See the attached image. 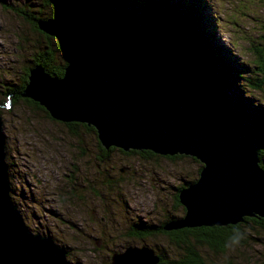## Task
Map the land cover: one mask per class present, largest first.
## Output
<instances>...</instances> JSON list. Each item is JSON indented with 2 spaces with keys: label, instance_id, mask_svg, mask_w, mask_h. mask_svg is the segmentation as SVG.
<instances>
[{
  "label": "rangeland",
  "instance_id": "obj_1",
  "mask_svg": "<svg viewBox=\"0 0 264 264\" xmlns=\"http://www.w3.org/2000/svg\"><path fill=\"white\" fill-rule=\"evenodd\" d=\"M206 1L209 14L213 15H209L213 35L207 37L211 45L207 49L216 50L228 59L233 70L242 72L237 83H230L231 87L227 83L226 94L233 101L239 98L241 110L249 116L259 114L264 111V83L251 87L242 78L254 75L251 47L264 39V0ZM141 2L125 0L119 5L128 9L131 16L137 14L142 24L146 20L142 11L146 8ZM52 13L43 0H0V114L10 197L28 229L49 235L59 243L69 264H103L109 261L110 254L141 244L150 246L152 252L175 255L177 248L166 235L140 237L128 230L138 222L156 225L182 216L183 207L174 203L172 195L178 193L180 184L192 181L184 179L196 178L200 165L197 158L183 154L175 158L148 156L134 148L135 152L124 153L117 147L98 159V136L93 124H87L91 129L78 124L77 134H70L62 122L23 99L10 105L1 103L13 95L6 93L4 84L12 86L21 81L25 69L34 67L35 56L45 48L47 38L38 20L33 22V16L49 19L55 17ZM118 33L112 36L121 40ZM148 40L154 41L147 35L142 43ZM112 44L129 47L119 41ZM58 50L57 60L66 58V52ZM213 101L214 107L223 98ZM229 117L231 113H226ZM255 232L257 237L252 236L240 247L227 248V255L206 246H197L198 252L206 262L229 256L234 264H264V229ZM144 255L156 258L149 253Z\"/></svg>",
  "mask_w": 264,
  "mask_h": 264
},
{
  "label": "water",
  "instance_id": "obj_2",
  "mask_svg": "<svg viewBox=\"0 0 264 264\" xmlns=\"http://www.w3.org/2000/svg\"><path fill=\"white\" fill-rule=\"evenodd\" d=\"M58 3L59 16L39 19L38 26L66 42L73 56L59 77L36 64L21 94L61 121L93 124L104 147L196 157V178L178 191L184 214L163 227L264 216V170L251 142L199 98L171 60L157 52L116 47L79 0ZM2 125L0 114V264H69L65 250L49 235L28 229L10 197ZM124 252L111 254V264L155 259L145 245Z\"/></svg>",
  "mask_w": 264,
  "mask_h": 264
},
{
  "label": "trees",
  "instance_id": "obj_3",
  "mask_svg": "<svg viewBox=\"0 0 264 264\" xmlns=\"http://www.w3.org/2000/svg\"><path fill=\"white\" fill-rule=\"evenodd\" d=\"M58 1L43 0L44 3L49 4L52 8L53 16H59ZM61 1L67 2L70 0ZM79 1L91 16L94 24H96L97 30L103 33L110 43L119 41L136 52L154 51L171 60L188 85L198 94L199 98H202L204 103L214 113L218 114L223 121L231 124L233 130L251 142L257 156L258 165L264 170V160L262 159V153H264V111L249 116L246 111L241 110L243 104L239 98L233 101L226 94L227 85L237 83L238 79L242 77V72L241 70H233L235 68L232 69L228 59L220 55L216 50L207 49L210 48L207 37L212 35L213 32L209 11L206 9V0H142V8H146V11H142V13H146V20L142 24L137 20V14L131 16L128 9L126 10L119 5V2L125 0ZM29 18L32 20L31 16ZM38 18L40 17L33 16V22L35 23V20H39ZM117 30H121V32L118 33ZM42 32L46 36L47 42L45 48L37 54L38 56H35L32 65L40 64L50 75L59 77L72 52L57 36L44 30ZM115 32L119 34L118 38L120 37L121 40H116L112 36V33ZM147 35L149 38H153L155 42L152 40L149 42L148 40L145 44L142 43L143 36ZM53 38L55 42L52 44ZM261 41L258 44L254 43L251 47L254 52V58L252 59L255 67L253 70L254 75L242 78L250 83L251 87L253 85L257 88L264 83V39ZM57 48L59 52H66V58L57 60ZM246 68H244V72ZM28 69L30 70V68H26L24 74H22L21 81L12 86L11 84H4L7 88L6 93L12 92L11 94H13L10 99L12 103L23 99L29 105L42 109L49 117L62 122L69 132L71 131L70 134L76 133L78 124L81 127L92 128L90 125L76 120L61 121L59 118L52 116L40 102L29 96L22 95L21 91L28 80ZM221 96L223 102L218 101L220 103L213 107V99L221 98ZM1 103L4 105L8 104L7 98ZM226 113L228 115L231 113V117H229L231 121L226 118ZM97 145L100 151L97 155L98 159H102L111 149L117 148L115 146L104 147L98 139ZM121 150L124 153L135 152L133 148ZM140 153L148 156L160 154L169 158L179 157L182 154L188 155L184 153H158L150 149H141ZM191 157L196 159L194 156ZM199 167H197L198 170ZM111 177L109 176V178ZM187 180L193 181V179H184V182ZM181 186L183 187L182 184L179 185V187ZM172 199H174V203L183 207V213L181 214L183 216L185 208L180 202L177 192L172 195ZM174 218L178 217L164 219L156 225L138 222L135 224V228L128 230L131 235L140 237L161 233L175 244L177 248L175 255L166 256L164 253L153 251L152 253L156 258L147 264H234L229 256L220 257L218 261L206 262L198 252L197 246H206L213 251H220L222 254L227 255L225 243L233 227H239L245 231L246 238L242 243L250 240L252 236L257 237L255 232L257 229H264V216L257 213L254 215L242 214L240 220L226 224L180 225L170 228L162 226ZM141 245L146 246V244ZM110 260L109 257V261L103 262V264H111Z\"/></svg>",
  "mask_w": 264,
  "mask_h": 264
},
{
  "label": "clouds",
  "instance_id": "obj_4",
  "mask_svg": "<svg viewBox=\"0 0 264 264\" xmlns=\"http://www.w3.org/2000/svg\"><path fill=\"white\" fill-rule=\"evenodd\" d=\"M7 102L8 104L6 105H10L11 100L9 97L7 98ZM245 238H246L245 231L241 230L239 227H233L230 235L227 238L225 247L230 250H234L235 248H238L241 246Z\"/></svg>",
  "mask_w": 264,
  "mask_h": 264
},
{
  "label": "flooded vegetation",
  "instance_id": "obj_5",
  "mask_svg": "<svg viewBox=\"0 0 264 264\" xmlns=\"http://www.w3.org/2000/svg\"><path fill=\"white\" fill-rule=\"evenodd\" d=\"M187 183H188V182H187ZM187 183H186V184H187ZM183 186H185V184H184Z\"/></svg>",
  "mask_w": 264,
  "mask_h": 264
}]
</instances>
